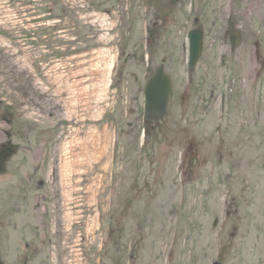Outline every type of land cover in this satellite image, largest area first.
Wrapping results in <instances>:
<instances>
[{"label":"rangeland","instance_id":"1","mask_svg":"<svg viewBox=\"0 0 264 264\" xmlns=\"http://www.w3.org/2000/svg\"><path fill=\"white\" fill-rule=\"evenodd\" d=\"M170 1L0 0V111L24 147L0 203L58 207L59 264H264V0H182L160 19ZM196 18L204 51L189 78ZM226 30L242 31L239 49ZM161 62L177 99L153 125L143 90ZM9 128L0 116V143ZM86 139L103 161L61 163Z\"/></svg>","mask_w":264,"mask_h":264},{"label":"water","instance_id":"2","mask_svg":"<svg viewBox=\"0 0 264 264\" xmlns=\"http://www.w3.org/2000/svg\"><path fill=\"white\" fill-rule=\"evenodd\" d=\"M191 68L197 63L202 50L201 33H191ZM146 95L148 97L147 111L150 118L157 120L165 114V108L168 104L169 96H173L171 81L166 77L161 69L151 80L147 87Z\"/></svg>","mask_w":264,"mask_h":264},{"label":"bare ground","instance_id":"3","mask_svg":"<svg viewBox=\"0 0 264 264\" xmlns=\"http://www.w3.org/2000/svg\"><path fill=\"white\" fill-rule=\"evenodd\" d=\"M52 109H60V106L56 105L52 107ZM61 149L60 155H62V153L65 151L66 159L60 158V161L61 163L67 165V167L73 164L74 166L80 165V168H85L88 166L86 164H89L90 161H93L97 158L103 161L104 158V155L99 149H96L94 155H92V146L87 142V139L77 145L72 146L70 144V146H64ZM69 159L72 160V162L68 164Z\"/></svg>","mask_w":264,"mask_h":264}]
</instances>
